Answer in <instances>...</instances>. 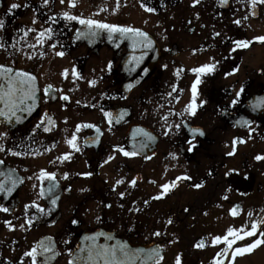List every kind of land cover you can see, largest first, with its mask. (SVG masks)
I'll return each instance as SVG.
<instances>
[{"label": "flooded vegetation", "instance_id": "flooded-vegetation-1", "mask_svg": "<svg viewBox=\"0 0 264 264\" xmlns=\"http://www.w3.org/2000/svg\"><path fill=\"white\" fill-rule=\"evenodd\" d=\"M24 1L22 5L17 0H0V20L5 22L0 30V65L35 76L38 89L35 107L23 126L0 123V136L6 134L0 138L5 149L0 151V183L9 173L23 181L10 195L0 194V206L9 209L0 211V264H32L25 253L46 238L54 242L57 255L47 261L42 256L39 264H70L82 237L107 236L112 243L160 249L159 264H177V260L213 264L225 247L213 246L214 237H223L230 228H250V212L252 220L264 217V160L256 159L264 156V107H252L264 100V43L256 40L264 36V4L253 9L251 0H227L224 5L220 0H200L195 6L194 0H132L148 20L127 24V15L114 21L96 14V1L93 10L83 7L82 0H77L75 8L67 0L63 4L49 0L47 6L43 0ZM14 3L20 7L12 9ZM142 4L155 11L146 12ZM123 6L122 10L128 9ZM64 12L150 34L160 53L154 76L140 80L141 68L125 61L129 54L125 45L106 46L99 35L78 39L82 26L64 20ZM48 27L53 29L52 39L38 44V33ZM31 28L36 31H28ZM236 40L252 43L233 51ZM56 51L65 55L56 56ZM213 62L216 71L201 76L196 115L190 116L185 108L196 79L192 69ZM66 69L67 78L62 75ZM178 70L182 71L177 75ZM92 80L95 86L90 85ZM129 84L134 85L131 91ZM49 85L52 91L46 96L44 89ZM241 87L244 92L237 97ZM61 95L69 99L62 100ZM233 100L238 101L235 106ZM46 112L55 121L49 132L35 127ZM105 112L113 117L125 114L109 124ZM79 124L96 125L102 135L93 142L95 129H82L78 133L81 151L61 162L57 158L72 151L66 138ZM192 129L204 135L194 136ZM189 141L196 146L192 151ZM116 148L136 155L125 156ZM233 150L235 154L228 155ZM110 156L114 159L109 160ZM41 170L56 174L58 187L52 197L38 195ZM65 173L68 179L63 178ZM183 176L191 179L177 181ZM174 181L175 186L165 192L162 186ZM158 195L162 198L153 199ZM52 198H57L55 205ZM33 203L48 214L26 209ZM237 206L238 214L231 215ZM248 240L234 247H244ZM202 241L205 246L197 247Z\"/></svg>", "mask_w": 264, "mask_h": 264}, {"label": "snow or ice", "instance_id": "snow-or-ice-1", "mask_svg": "<svg viewBox=\"0 0 264 264\" xmlns=\"http://www.w3.org/2000/svg\"><path fill=\"white\" fill-rule=\"evenodd\" d=\"M44 5L47 6L49 3V0H43ZM69 7L75 8L77 6V0H67ZM60 3H65V0H60ZM200 0H194L193 6L196 4H199ZM221 5H224L227 3V0H220ZM257 4H264V0H251V7L253 9L256 8ZM117 5H119V0H117ZM144 7V10L146 12H154L155 9L150 7H145L143 4L141 5ZM12 9L20 7L18 4H12L10 6ZM104 11H107V9H103ZM98 14V13H97ZM255 15V12L252 13ZM63 19L66 21H76L79 25L83 26L86 31H78L77 32V38H95L98 35H100L101 32L108 33V38L111 40L114 36L119 35L125 39H130L133 44V48L135 49L137 46L143 47V48H151L153 45L152 40L148 37V34L141 31L140 29L133 28V27H126V26H120L115 24H109L104 23L102 21L92 19V18H83L82 16H77L70 14L69 12L63 13ZM244 19H247L245 17ZM55 18H53L54 22ZM33 23H36L35 20H33ZM235 24L240 25V20H235ZM5 22L3 20H0V30L4 29ZM28 31L35 32V28L28 29ZM52 33L53 29L51 27L45 28L43 31H40L36 37V40L38 44L43 45L45 40H51L52 39ZM25 35L28 34L26 31L24 33ZM220 33L217 32L216 36H219ZM256 40L260 43H264V36L256 37ZM252 41L248 40H236L234 41L235 47L233 48V51H236L237 49H246L250 46ZM118 46V45H117ZM0 47H3L2 44H0ZM28 47H35V45H28ZM53 49H55L56 45L53 43L51 45ZM56 56L63 57L65 53L63 51H56L54 53ZM31 58V57H29ZM135 62L136 66H139V63L143 60V56L136 58H132ZM131 63V62H130ZM166 67V66H165ZM112 68V65H108V70L110 71ZM217 68V63H209L202 65L201 67L192 69L193 73L196 75V79L193 82L191 86V92H192V99L191 102L186 106L185 112H187L190 116H195L198 105L196 104L197 99V86L202 83L201 76L204 75H211L214 74ZM182 70L177 71V75ZM68 70L66 69L62 75L67 78L68 76ZM73 74L77 77H79V73L75 72L73 69ZM144 74L147 75V70H144ZM232 72H229L228 75H232ZM0 80L4 81L3 85H0V118H3L4 121L11 124L13 121L16 123H21L23 120V117L19 115L18 113H24L27 112L28 114H31L35 107V102L37 99V86H36V77L30 75L27 72L23 71H15L14 69L10 67H5L3 65H0ZM91 86H95L96 81L92 80L89 82ZM134 87V85L129 84L127 86V89L131 91V89ZM52 91V86L49 85L47 88L44 89L45 95H49ZM177 91L176 86L173 87V92ZM244 92V88L241 87L240 91L237 92V97L241 95V93ZM171 95V93L169 94ZM60 99L67 101L69 99L66 95H61ZM31 101L32 103H28ZM237 100H233L232 104L235 106L237 103ZM79 103V101H77ZM202 106V105H200ZM253 108L257 107H264V100H262L259 104H254L252 106ZM124 112H121L119 114V117H113V114L110 112H105V117L108 118V123L111 124L113 122V119H116V122H119V119L123 118ZM167 117H164V120L167 121ZM244 125H249L248 121H243ZM37 129L43 128L44 132H49L52 130V128L55 127V121L51 118L49 113H44L42 119L38 124L35 126ZM175 127L178 129L180 128L179 124H176ZM84 128H94L97 135L93 138V142H98L100 135H102L101 130L99 127L93 124H79L76 126L75 131L71 135L70 138H66V143L69 146V148L72 150L69 153L64 154L61 157H58L57 159L61 162L64 161H70L72 152H80L81 147L78 144V133L84 129ZM172 129L171 127L168 128V131L170 132ZM142 131V130H141ZM193 135L199 133V135H204L202 131L199 129H192ZM167 134V133H166ZM144 135L149 139H153V137L149 133H144ZM6 136V134H4ZM4 136H0V138H4ZM240 143H244V141H239ZM234 144L236 141L233 142ZM85 144H88V141H85ZM189 144H192L191 141H189ZM143 147V145H142ZM196 146L192 144V147H190L188 150L192 151ZM3 145H0V151H4ZM49 150V149H46ZM38 151V150H37ZM114 151H120L125 156H135L136 153L132 152L129 153L127 151H124L122 148H116ZM235 150L233 152L228 153V155H234ZM12 155H19V153L13 152ZM175 159L176 157L173 156ZM114 159V157L110 156L109 160ZM256 159L264 160V156H257ZM107 162V161H106ZM55 163V162H53ZM0 164H3V161H0ZM86 176H91V173L84 174ZM64 179H68V174L65 173ZM38 181L40 182L39 186V192L38 195L40 198L45 197H52L58 187V183H56V174L50 173L47 170H41L40 173L37 176ZM191 177L189 176H183L178 177L177 181L179 180H190ZM45 181L48 182L47 187H45ZM19 183H23L22 180L19 179H12V173H9L7 179L5 182L0 183V194H8L10 195L13 190L17 187ZM119 183H123V181H118ZM136 181H132V186H135ZM176 182L174 181L171 185H163L162 188L166 192L170 187H174ZM36 187V186H34ZM195 187L200 188L202 187L201 184L195 185ZM163 194V193H162ZM162 196L158 195L153 197V199L159 200ZM224 199H227V197H224ZM57 202V198L51 199V204L55 205ZM35 208L37 212L43 213L44 215H47L48 212L45 211L44 208L40 207L38 204H29L26 205V209ZM0 211L8 212L9 209L3 206H0ZM50 211V210H49ZM239 211V206L231 209V215L236 216ZM264 211V210H262ZM249 219H250V228L245 226L240 229L236 228H230L227 230V233L221 237L216 236L212 240L213 246L217 244H223L225 247L217 254L216 259L213 261V264H224V261L226 260H232L234 261L237 256H242L244 254H250L253 250H255L257 247L264 245V217H261L259 219L252 220L253 214L250 212L248 213ZM9 226H11V221L6 222ZM29 226H31V220H29ZM73 223H77L76 221H73ZM169 224L172 223L171 220L168 221ZM23 227V226H22ZM259 233V235H258ZM99 235H104L103 233H100ZM156 236H160V232L155 233ZM251 237H257L255 240H253L251 243H248L244 247H234V245H237L239 241L247 240ZM107 239L111 240V236H107ZM93 241V244L90 248L86 250L87 255L86 256H80L78 259L80 261H83L84 264H132L133 257L139 258V255L137 253H131L127 244H120L117 243V246L110 247L108 245H98L96 243V237L90 238ZM53 241L51 238H46L45 240H41L35 247L31 249V251L25 253L26 256L31 257L32 264H39V258L44 257L45 261L49 260L52 257H55L57 255L56 249L53 247ZM67 243V242H66ZM204 242H200L197 244V247L202 248L204 247ZM84 249H81V252H84ZM51 254V257L47 254ZM71 255V253H69ZM145 256L143 264H148V261H153V264H159V261L161 259L160 256V249L156 248L151 250L150 252L143 254ZM22 264V262H21ZM70 264H77L76 260L70 261ZM177 264H180L179 260H177Z\"/></svg>", "mask_w": 264, "mask_h": 264}, {"label": "water", "instance_id": "water-1", "mask_svg": "<svg viewBox=\"0 0 264 264\" xmlns=\"http://www.w3.org/2000/svg\"><path fill=\"white\" fill-rule=\"evenodd\" d=\"M102 38V44H106L108 46H115V45H121L124 44L129 49V55L126 58V62L128 65L132 64V67H138L136 66L135 62L133 61V57L139 58L143 56V60L139 63L140 67H142L141 73H139L137 76H140V79L147 80L150 78L156 70V67L159 65V50L156 42L154 39L148 35V37L152 40L153 45L149 48H143L140 46H137L135 49L133 48L132 41L130 39H125L119 35L114 36L111 40L108 38V33L101 32L99 35ZM131 62V63H130ZM144 70H147V75L144 74ZM16 71V70H15ZM4 81L0 80V85H3ZM23 117V120L21 123H16L13 121L11 125L14 126H20L24 123H26L29 120L30 114L27 112L24 113H18ZM0 122L3 124L9 125L6 121L3 120V118H0ZM91 233V232H90ZM96 233V232H93ZM99 233V232H98ZM91 237H83L82 241L79 245V247L76 250V256L75 253L72 255L71 261L76 260L77 264H84L83 261H80L78 257L80 256H86L87 252L86 250L90 248L93 244V241L90 239ZM96 243L98 245H111L113 244V247L117 246L118 241L113 240V243L111 240H108L106 237H96ZM120 244H127L128 248L131 253H137L139 255V258L133 257L132 264H143L145 256L143 254H146L150 252L151 250L155 249L154 247L150 246H142V245H132L127 242H119ZM81 249H84V252H81ZM148 264H153V261H148Z\"/></svg>", "mask_w": 264, "mask_h": 264}, {"label": "rangeland", "instance_id": "rangeland-1", "mask_svg": "<svg viewBox=\"0 0 264 264\" xmlns=\"http://www.w3.org/2000/svg\"><path fill=\"white\" fill-rule=\"evenodd\" d=\"M18 3L24 4V0H17ZM80 1V0H79ZM93 1H96V10L95 13L102 17L105 15L111 16L115 21L120 18H126L125 23L129 24L130 22L137 23L147 21V16H142V13L138 12L134 8V3L132 0H119V5H117V0H82L83 7L87 9H91L95 6ZM12 2V1H11ZM123 4L125 6L128 5V9L122 10ZM107 9L104 11L103 9ZM93 10V8L91 9ZM27 15H31V11L27 13ZM28 20V18H27ZM26 20V22H27ZM231 264H264V245L257 247L250 254H244L242 256H237L234 261L231 260Z\"/></svg>", "mask_w": 264, "mask_h": 264}]
</instances>
